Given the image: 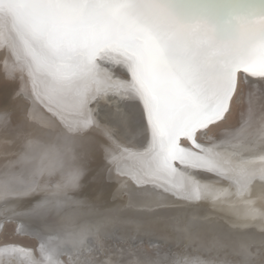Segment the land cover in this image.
Listing matches in <instances>:
<instances>
[{"label":"bare ground","instance_id":"obj_1","mask_svg":"<svg viewBox=\"0 0 264 264\" xmlns=\"http://www.w3.org/2000/svg\"><path fill=\"white\" fill-rule=\"evenodd\" d=\"M199 5L244 14L264 2L190 0ZM249 81L237 97L241 108L246 98L239 122L209 133L232 178L189 170L186 190L165 192L146 184L130 158L148 143L140 147L118 121L123 85L82 116L61 113L39 95L19 42L0 27V226L35 240L1 241L0 264H264V179L251 167L264 156V82ZM242 244L254 255H239Z\"/></svg>","mask_w":264,"mask_h":264},{"label":"snow or ice","instance_id":"obj_2","mask_svg":"<svg viewBox=\"0 0 264 264\" xmlns=\"http://www.w3.org/2000/svg\"><path fill=\"white\" fill-rule=\"evenodd\" d=\"M0 27L19 42L39 95L61 113L82 116L123 85L117 118L140 147L148 143L130 157L146 184L175 193L187 189L189 170L232 178L209 133L238 103L241 81L264 82V7L233 14L190 0H0ZM112 64L131 78L114 81ZM251 167L264 179V156ZM250 247L238 254L253 256Z\"/></svg>","mask_w":264,"mask_h":264},{"label":"rangeland","instance_id":"obj_3","mask_svg":"<svg viewBox=\"0 0 264 264\" xmlns=\"http://www.w3.org/2000/svg\"><path fill=\"white\" fill-rule=\"evenodd\" d=\"M109 68L113 72V74L119 75V76L123 77L124 79H130L131 78L130 75L124 73V70L121 67H119L115 64L110 65ZM240 85H241L240 86V92H242L243 88H244L246 93H248V89H249L248 85L244 84L243 82L240 83ZM245 104H246V98L244 99L243 105H245ZM243 105L241 108V103L240 104H238V103L234 104L232 106V110L229 113H227V119H225L223 121V123L221 122L220 124L215 125L212 128V132L216 135H219L221 133L220 131H218V129L220 127L228 126V125L229 126L236 125L239 122V119L241 118V113L243 111ZM0 230H1L0 235L2 236V238H0V242L1 241H22L26 244L35 245V240H33L31 238H25V237L19 236L15 230V227L11 223L1 225ZM165 239L166 238H164V240ZM60 246H61V244H60ZM61 256H63V255H60L59 258H61Z\"/></svg>","mask_w":264,"mask_h":264}]
</instances>
